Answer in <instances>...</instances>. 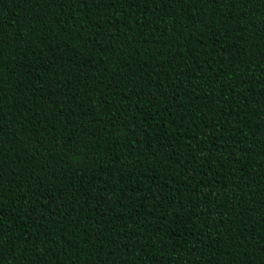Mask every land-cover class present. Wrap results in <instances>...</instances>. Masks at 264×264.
<instances>
[{
    "label": "trees",
    "instance_id": "trees-1",
    "mask_svg": "<svg viewBox=\"0 0 264 264\" xmlns=\"http://www.w3.org/2000/svg\"><path fill=\"white\" fill-rule=\"evenodd\" d=\"M0 264H264V0H0Z\"/></svg>",
    "mask_w": 264,
    "mask_h": 264
}]
</instances>
